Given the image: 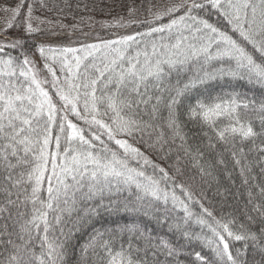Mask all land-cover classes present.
Here are the masks:
<instances>
[{
	"label": "snow or ice",
	"instance_id": "6c2138e0",
	"mask_svg": "<svg viewBox=\"0 0 264 264\" xmlns=\"http://www.w3.org/2000/svg\"><path fill=\"white\" fill-rule=\"evenodd\" d=\"M22 7L23 0L12 10L13 18L6 22L5 30L16 26L15 19ZM209 9L221 17L223 28L195 14ZM181 11L183 14L170 19L169 23L150 28L148 33H137L143 36L168 32L169 42H163L164 38L161 37L160 43H152L151 50L141 49L134 55H127L132 44L137 42L135 36L129 35L82 46L81 49L40 46V57L48 61L43 69H37L35 61L23 53L22 60L20 57L8 56L5 59L0 56V172L4 173L5 186L2 191L6 196L5 204L0 205V214L7 212V206L17 204V201L33 205L31 217L19 224L17 235L22 243L16 244L11 239L7 241L13 248L8 264H31L34 255L29 247L32 232L41 229V247H46L44 255L51 264L62 259L63 243L49 237L53 226L48 220L47 210H52L54 205L59 207L63 201L65 210L70 212L72 207L69 200L75 204L77 194L86 200L99 198L97 209L143 211L145 215L160 211L153 210L152 202L162 201L166 205L171 199L174 205L179 204L184 208L185 222L191 217L187 204L174 191L170 194L167 188H161V180L172 179L167 172L159 168L161 179H155L146 176L143 170L131 167L129 161L136 158L143 159L145 164H151V161L127 139L117 137H131L151 127L148 121L140 118L141 106L145 109L150 106L155 116L158 105L163 101L162 96H153L152 91H171L170 88L161 87L165 78L173 70H187L186 66L192 62H196L195 75L182 88H176V96L171 97L167 105L168 126L181 140L184 137L173 110L178 103L177 97L198 84L226 76L246 78L250 83L264 86V0H182L180 4L155 13L154 18L171 17ZM207 14L211 15V12ZM28 16H31L30 7ZM26 30L29 33L35 31L31 23H27ZM8 47L16 49L23 47V44L16 40ZM77 52L85 54L76 55ZM97 52L102 54L103 59L97 60ZM0 53H4V46H0ZM69 53L73 55L74 63L69 61ZM89 57L92 58L91 62H88ZM213 63L220 66L211 67ZM43 70H46V75L42 78ZM58 72L63 74V79ZM49 75L50 80L47 78ZM98 84L101 85L100 95H97ZM46 86H50L54 92L50 93ZM249 104L255 108V101L243 102L236 97L207 104L198 101L190 113L211 128L220 141L227 143L230 137L236 135L242 140L257 135L251 121L242 118L239 111L241 107L249 108ZM258 111L264 113V102L260 103ZM70 116L83 121L86 127L74 123ZM221 117H226L229 123L217 129L216 124ZM259 119L264 124V115ZM102 137H106V140ZM162 137L163 133L157 139ZM112 141L118 148L109 146ZM186 152L192 155L202 173L211 174L199 164L203 154L198 149L194 153L189 149ZM232 155L235 157L236 153ZM152 166L158 168L157 165ZM176 186L187 192L183 185ZM13 189L17 191L14 193ZM125 190L134 198L126 197L123 201L111 199V196H119ZM42 191L47 192V200L41 199ZM106 194L108 204L103 202ZM13 195L16 196L15 200L12 199ZM91 211L95 213L96 209ZM203 213L212 218L215 224L213 226L207 220L197 218V223L206 225L215 237V240L209 239L207 243L210 246L215 244L217 256H227L231 264H237L229 251L228 238L255 242L257 234H235L230 229L234 221L217 220L207 208H203ZM18 216L23 218L25 213L19 212ZM61 219L60 215L54 217L57 225ZM167 219L165 211L159 222ZM6 227L0 236H11L6 232ZM170 228L180 230L181 226L170 225ZM105 232L110 236L100 245L106 253L105 264H147L146 255L144 259L137 258L139 253L151 251L155 256L158 251H164L171 257L176 252L163 238L156 243L150 231L135 223L105 229ZM105 232H97L88 247L94 249V242L102 238ZM125 234L128 236L126 245L122 242ZM182 234L186 238L189 236L187 232ZM260 235L264 236V227L260 229ZM118 241L117 250L113 245ZM196 256L203 260L199 253Z\"/></svg>",
	"mask_w": 264,
	"mask_h": 264
},
{
	"label": "trees",
	"instance_id": "16d2710c",
	"mask_svg": "<svg viewBox=\"0 0 264 264\" xmlns=\"http://www.w3.org/2000/svg\"><path fill=\"white\" fill-rule=\"evenodd\" d=\"M21 2L22 0H0V9L6 12L4 20H0V46H4V53H0V56L5 59L8 56L20 57L22 60L21 53H23L35 61L37 69H43V65L48 62L40 57L38 52L40 46L53 49H81L82 46L100 44L105 40H118L120 37L131 35L136 37L137 42L132 44L127 55H134L136 51L145 48L151 50L152 43H160L161 37L164 38L163 42H169L170 34L165 32L140 36L137 33H148L150 28L167 24L170 19L183 14L181 11L171 17L165 16L159 20L154 18L155 13L162 12L173 4H180L182 0H23V7L15 19L16 26L5 30L6 22L13 18L12 10ZM29 7L31 8L30 18ZM209 11L211 15L207 14ZM195 14L223 28L222 19L214 10L209 9ZM27 23H31L35 31L27 32ZM16 40H20L23 47L16 49L8 47ZM84 54L76 53L80 56ZM95 57L97 60L103 59L100 52L95 53ZM68 59L74 63L71 53L68 54ZM91 60L92 58L89 57L88 62ZM219 66L213 63L211 67ZM186 69L173 70L165 78L161 87L170 88L171 91H152L153 96H162L163 101L158 105L155 116L152 115L150 106L147 109L141 106L140 118L148 121L151 127L144 128L143 131H138L131 137L121 135L117 138L127 139L151 161V164H145L143 159L136 158L129 161L131 167L143 170L146 176L155 179H161L162 174L159 168L167 172L172 179L161 180V188H167L170 194L174 191L175 195L187 204L188 210L192 213L191 217H188L185 222L184 208L179 204L174 205L171 199L166 205L162 201L152 202L153 210L160 211L145 215L143 211L97 209V205L100 204L99 198L86 200L81 199L77 194L75 204L69 200L72 207L70 212L65 210L63 201L60 202L59 207L54 205L52 210H47L48 220L53 226L49 237L63 243L62 259L56 260L55 264H105L106 253L100 247L104 240L110 239L105 229L112 230L132 223L150 231L156 243L163 238L176 249L171 257L164 251H158L155 256L151 251L147 254L139 253L137 258L144 259L146 255L147 264H204L205 261L207 264H231L227 256L221 258L216 255L215 244L210 246L207 243L209 239L215 240V237L206 225L197 223V218H203L213 226L215 224L212 218L203 213V208L212 212L217 220L234 221L230 229L235 234H247V232L257 234L258 239L255 242L250 239L236 241L228 238L229 251L237 264H264V236L260 235V229L264 227V215H262L264 214V192H261V189H264V124L259 119V116L264 113L258 111V106L264 102V86L250 83L246 78L235 79L226 76L198 84L184 95L177 97L178 103L173 110L180 126V133L184 137V140H181L175 135L174 129L168 126L167 105L170 98L176 96V88H182L195 75L196 62L186 66ZM45 75L46 70H43L41 77ZM58 75L63 79V74L58 72ZM47 78L50 80V75ZM46 87H49L50 93L54 92L50 86ZM97 87V95L102 94L99 91L101 85L98 84ZM233 97L243 102L255 101V108L249 104V108L241 107L239 111L242 118L251 121L257 135L246 140L236 135L230 137L226 143L220 141L215 132L200 118L191 116L190 110L197 105L198 101L207 104L221 100L228 101ZM69 118L79 126L86 127L83 121H78L74 116ZM104 119L107 120L108 117ZM228 123L226 117H221L216 127L219 129ZM161 133L163 137L158 140ZM102 138L106 140V137ZM109 146L118 148L114 141L110 142ZM186 149L192 153L198 149L203 154L199 158V164L205 172L211 173L210 175L200 171L196 161L186 152ZM120 151L123 150L120 149ZM233 152L236 153L235 157L232 155ZM237 160L240 161L239 164L236 163ZM152 165H157L158 168H153ZM3 176L4 173L0 172V205H4L6 200L5 193L2 191L5 186ZM176 185H183L187 192ZM133 190L135 191L134 186ZM12 191L15 193L17 190ZM189 194H191L190 199ZM126 197L134 198L125 190L119 196H111V199L123 201ZM12 199L15 200L16 196L13 195ZM41 199L47 200L46 191H42ZM103 202L108 204L107 194ZM36 207L39 208L40 205L37 204ZM7 208V212L0 214V232H4L7 226L6 232L11 236H0V264H8V257L13 252L12 246L7 243L9 239L16 244L22 243L17 235L19 224L31 217L33 205L27 202L20 204L17 201V204ZM92 209H96V212L93 213ZM165 211L168 219L160 223L159 219L165 215ZM19 212H24L25 216L20 218ZM57 215L62 217L58 225L54 220ZM176 224L181 226L180 230L170 228V225ZM97 232H105V234L94 242V249L88 247ZM183 232L189 233V236L186 238ZM42 235V229L39 232L36 230L32 232L29 247L34 255L31 264H41V261L43 264H51L44 255L46 247H41ZM127 239L128 236L125 234L122 237L125 245ZM119 243L120 241L113 245L117 250ZM196 253H199L203 260L199 259Z\"/></svg>",
	"mask_w": 264,
	"mask_h": 264
},
{
	"label": "rangeland",
	"instance_id": "374dc122",
	"mask_svg": "<svg viewBox=\"0 0 264 264\" xmlns=\"http://www.w3.org/2000/svg\"><path fill=\"white\" fill-rule=\"evenodd\" d=\"M6 17V12L3 9H0V20H4Z\"/></svg>",
	"mask_w": 264,
	"mask_h": 264
}]
</instances>
